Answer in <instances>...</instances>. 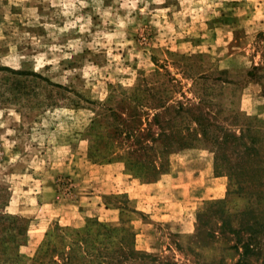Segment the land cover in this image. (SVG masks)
Returning <instances> with one entry per match:
<instances>
[{"label": "rangeland", "instance_id": "1", "mask_svg": "<svg viewBox=\"0 0 264 264\" xmlns=\"http://www.w3.org/2000/svg\"><path fill=\"white\" fill-rule=\"evenodd\" d=\"M238 261L264 264V0H0V264Z\"/></svg>", "mask_w": 264, "mask_h": 264}, {"label": "trees", "instance_id": "2", "mask_svg": "<svg viewBox=\"0 0 264 264\" xmlns=\"http://www.w3.org/2000/svg\"><path fill=\"white\" fill-rule=\"evenodd\" d=\"M223 138V141H221V142H219L220 144L221 143H224V142H226L227 140H228V136L226 135L225 137H222ZM241 138L240 137H234V140L235 141H237V140H240ZM248 152H249V149H248ZM248 152L247 151H245L242 155H241V157H240V159L243 161L244 160V158L247 156L248 157ZM222 165H220V167H221ZM236 176H239V173H236V172H232L231 173V178H234V177H236ZM251 239V238H250ZM251 244L252 243H248V241H244L243 243H242V247H243V250H244V252H243V254H249L250 253V250H251ZM235 264H241V261H238V262H236Z\"/></svg>", "mask_w": 264, "mask_h": 264}]
</instances>
